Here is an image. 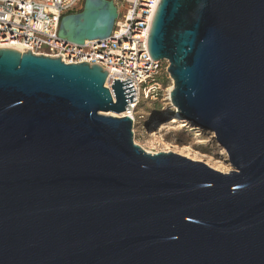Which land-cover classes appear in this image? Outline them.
<instances>
[{
    "label": "water",
    "instance_id": "95a60500",
    "mask_svg": "<svg viewBox=\"0 0 264 264\" xmlns=\"http://www.w3.org/2000/svg\"><path fill=\"white\" fill-rule=\"evenodd\" d=\"M116 19L84 0L58 37L104 40ZM148 51L174 116L233 170L136 145L116 116L129 80L113 102L99 66L0 49V264H264V0H160Z\"/></svg>",
    "mask_w": 264,
    "mask_h": 264
},
{
    "label": "built area",
    "instance_id": "2783aa9c",
    "mask_svg": "<svg viewBox=\"0 0 264 264\" xmlns=\"http://www.w3.org/2000/svg\"><path fill=\"white\" fill-rule=\"evenodd\" d=\"M84 0H0V49L14 47L21 54L58 59L65 65H96L107 73L104 87L112 96L113 80L131 82L134 94L117 117H129L132 132L138 126L140 107L168 92L162 84L163 63L150 57V26L160 0H112L117 19L111 36L85 41L81 46L58 37L63 16L76 13ZM167 73V68H165Z\"/></svg>",
    "mask_w": 264,
    "mask_h": 264
},
{
    "label": "rangeland",
    "instance_id": "374dc122",
    "mask_svg": "<svg viewBox=\"0 0 264 264\" xmlns=\"http://www.w3.org/2000/svg\"><path fill=\"white\" fill-rule=\"evenodd\" d=\"M165 68L168 66L163 63V87L170 88L173 81ZM172 110L164 89L158 100L143 104L140 115H143L144 120H138V126L134 129V143L150 154L180 153L179 155L183 154L190 160L198 159L194 161H200L222 173L233 170L225 150L211 137L210 132L190 123L170 122L166 118L174 116ZM149 119L151 121L146 124Z\"/></svg>",
    "mask_w": 264,
    "mask_h": 264
},
{
    "label": "bare ground",
    "instance_id": "6f19581e",
    "mask_svg": "<svg viewBox=\"0 0 264 264\" xmlns=\"http://www.w3.org/2000/svg\"><path fill=\"white\" fill-rule=\"evenodd\" d=\"M5 48H8V49H10V50H14V51H17V52H21L19 49H17V48H14V47H5ZM173 83V82H172ZM173 89V85L168 89V92H170L171 90ZM178 118H180V115L179 114H177V115H175V116H172V117H167L166 119H169L170 120V122H184V120L183 119H178ZM166 119H163V120H166ZM159 123V122H158ZM162 126H164V125H162ZM210 135H211V137L212 138H214V135H213V132H210ZM161 143V142H160ZM172 153V152H171ZM176 154V153H175ZM180 154V153H179ZM178 154V155H179ZM183 157H185L183 154H181ZM180 155V156H181ZM187 158V157H186ZM192 160V159H191ZM194 160H198V159H193L192 161H194ZM195 162H200V161H195ZM214 170H216L215 168H214ZM217 171V170H216Z\"/></svg>",
    "mask_w": 264,
    "mask_h": 264
},
{
    "label": "trees",
    "instance_id": "16d2710c",
    "mask_svg": "<svg viewBox=\"0 0 264 264\" xmlns=\"http://www.w3.org/2000/svg\"><path fill=\"white\" fill-rule=\"evenodd\" d=\"M162 84H164L163 83V80H162ZM150 121H151L150 119L149 120H146V124H148Z\"/></svg>",
    "mask_w": 264,
    "mask_h": 264
}]
</instances>
